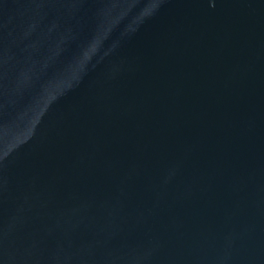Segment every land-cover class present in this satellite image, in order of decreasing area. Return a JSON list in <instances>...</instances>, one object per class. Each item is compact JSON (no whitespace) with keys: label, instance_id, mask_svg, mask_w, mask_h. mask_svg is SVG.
<instances>
[{"label":"water","instance_id":"95a60500","mask_svg":"<svg viewBox=\"0 0 264 264\" xmlns=\"http://www.w3.org/2000/svg\"><path fill=\"white\" fill-rule=\"evenodd\" d=\"M0 264H264V0H0Z\"/></svg>","mask_w":264,"mask_h":264}]
</instances>
